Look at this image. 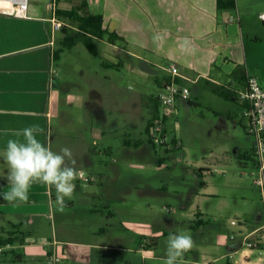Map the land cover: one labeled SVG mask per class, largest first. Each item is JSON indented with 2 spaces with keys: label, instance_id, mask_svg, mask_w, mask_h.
<instances>
[{
  "label": "crops",
  "instance_id": "obj_1",
  "mask_svg": "<svg viewBox=\"0 0 264 264\" xmlns=\"http://www.w3.org/2000/svg\"><path fill=\"white\" fill-rule=\"evenodd\" d=\"M227 1L232 6H219V0H29L26 16L18 14L14 9L0 6V192L10 190L6 179L8 166L3 159L8 139L16 138V130L37 124L44 129V133L37 138L48 146L53 137L54 117L57 120L56 134L64 142H69L72 137L70 133L59 128L64 130L78 119L84 118L89 127L81 124V120L77 122L78 131L83 129L85 133L78 134L76 142L80 143L79 150L72 152L76 161L74 167L77 172H83V177H78L86 180L89 185L96 182L104 193L111 190L107 195L111 194L112 198L118 195L115 184L126 186V175L131 173V168L138 167L132 163L133 159L137 163L150 161L148 152L152 150L154 156L149 163L154 162V168L158 171H161L160 168L165 163V160L161 166L156 163L157 159L164 158L162 153L159 155V151L157 153L150 148L147 136L145 140L127 138V135L136 132L137 127L144 122L146 129L151 119L158 116V96L150 99L148 103V96L147 100L143 99L140 92L144 90L141 89L139 93L131 95L139 101L137 105L136 101L130 103L126 98L123 102L120 99L118 101L115 95H107L98 85L91 83L88 92L81 96L70 92L69 83L65 84V88L57 86L53 52L56 50L55 39L58 44L61 37H57V31H52L51 20H58L56 15L62 16L58 11L69 12L77 9L80 10L79 13L99 15L103 20V28L122 39L107 42V37L104 36L99 40L112 48L109 49L111 54L100 50L94 42L95 54L86 49L97 69L94 74L103 72L107 78L110 70L114 75L119 69L118 71L126 73L124 77H139L142 72L150 74L156 84L158 83L157 87L164 91L171 79L160 78V75L163 72L168 73L169 67L175 66L178 76L174 78V82L179 86L186 87L185 83H196L199 79L222 86L221 82L228 79L227 83H233L235 88L222 86L223 90L243 105L238 93L244 90L246 78L251 75L249 71L252 61L258 57V50L254 46L260 35H264V25L259 19V14L264 11V0H225V3ZM115 50L118 52L117 56L114 55ZM133 64H137V67ZM227 83L224 82L223 85ZM106 101L109 103L108 107L105 105ZM118 103H121V108L114 112L112 107ZM126 104L130 105L129 109ZM142 104L148 116H143ZM74 105L81 109L77 115L69 111ZM175 111L178 112L176 105ZM127 115L130 121L125 122L126 132L121 131L124 135L121 154L114 157L111 140L119 131V118L126 121ZM132 117L135 118V123L132 122ZM141 128L143 131L144 127ZM138 142L139 146L133 148L132 145ZM100 154L109 157V160H98ZM97 162L102 163L104 169H97ZM84 196V192L76 185L73 198L66 199L65 204L74 207L88 203V199H96V196ZM55 197L54 187L34 184L29 192L31 209L28 211L21 208L24 203H9L0 197V208L6 205L10 209L11 217H14L5 218L0 211V238L17 239L9 247H3L0 264H34V256L40 257L47 264V257L52 254L60 259L65 257L69 263L81 264L86 263L85 256L79 253L80 250L77 252L80 257L73 254L72 247L91 249L94 253L101 250L109 254L115 249L114 246L96 242L84 244L59 240L57 235L52 242H44L38 246L33 244L31 239L44 215L41 207L47 206L52 210ZM260 201L261 210H257L252 221L246 222L244 229L240 226V234H249L262 225L261 197ZM52 231L54 235V230ZM240 239L231 240L233 243L226 248V257L239 253L240 264L264 262V257L261 256L255 262L245 260L258 250L242 247ZM17 244L21 251L14 249ZM93 261L99 263L97 259ZM216 261L213 258L204 264H215ZM102 263L106 264L104 261Z\"/></svg>",
  "mask_w": 264,
  "mask_h": 264
},
{
  "label": "rangeland",
  "instance_id": "obj_2",
  "mask_svg": "<svg viewBox=\"0 0 264 264\" xmlns=\"http://www.w3.org/2000/svg\"><path fill=\"white\" fill-rule=\"evenodd\" d=\"M0 6L7 9L12 7L6 2H0ZM56 17L60 23L62 22L61 29L57 31L58 38L64 37L63 31L69 34L78 31L77 23L63 16L61 18L56 15ZM56 41L57 39L54 44L57 49L59 45ZM92 41L100 50L110 53L109 49L112 48H108L105 43L96 39ZM256 42L254 49L258 50V57L252 61L253 63L251 62L249 74L257 77L259 82L264 84L263 33ZM113 52L117 56V50ZM54 68L57 72L55 77L57 86L65 88V84L69 83L70 92L77 96L86 94L90 83L98 85L107 95H115L118 101L120 99L123 102L126 98L130 103L136 101L137 105L139 101L131 95L139 93L141 89L144 90L140 92L143 99L147 100L146 96H148V103L150 99L163 92L157 87L158 83L156 84L150 74L140 72L139 77L133 75L124 77L126 73L122 70L118 71L119 69L114 75L110 70L107 78L104 77L106 75L103 72L94 74L97 69L92 63V58L86 48L79 43L61 52L55 60ZM95 76L99 77L92 78ZM167 77H170L167 72L160 75V78ZM227 80L221 82L222 86L234 89L233 83L231 85ZM224 82L227 84L223 85ZM139 85L142 87L140 88ZM185 86L189 90L188 103L176 99L177 113H169L165 116L158 102L159 114L151 121L150 118L148 119L150 122L147 129L144 122L137 127L136 132L127 135L131 140H145L148 129L155 119L160 116L165 117L162 126L167 137V147L165 145L157 147L153 142L155 151L157 153L159 151V155L162 153V158L165 160L160 168L161 171L154 168V162L149 163L154 156L152 150L148 152L150 161L137 163L136 159H133L132 163L138 167L131 168V173L126 175V179L128 178L126 186L115 184L117 186L115 189L118 190L115 198H112L111 194L107 195L111 190L104 193L96 182L89 185L86 180L77 177L74 183L84 192V197L96 196V199L94 201L88 199V203H83L85 205L74 207L66 205L63 210H60L56 204H53L52 210L47 206L41 207L44 215L31 239L33 244L38 246L44 242H52L57 235L59 240L84 242V244L96 242L115 247L110 254L101 250L94 253L91 249L72 247L73 254L80 257L79 253H81L85 256L86 263L81 264H97L93 261L96 259L99 261L98 264H103V261L106 264H164L169 234L185 233L192 236L194 244L193 248L184 254L183 264H204L205 261L213 258L217 260L215 264H240L239 253L229 254L232 255L231 258L226 257L225 254L226 248L231 247L235 239H240L241 235H244L240 234V226L231 225L230 222L241 221L244 229L246 222L252 221L257 210L262 208L259 189L250 176L254 172L253 162L244 158L250 156L254 148V140L246 132L247 120L242 116V105L234 99H225L219 94L224 87L206 79H199L196 83H185ZM108 104L106 101L107 107ZM129 104H126L127 109L130 107ZM118 108H121V103L112 107V110L117 112ZM69 109L74 115L81 111L76 105ZM146 111L142 104L143 116H148ZM125 117L126 121L119 118V131L111 140L114 157H119L121 154L124 138L121 131L127 129L125 122L130 121L128 115ZM134 119L132 117L133 123L136 122ZM79 120L81 118L75 124L64 128L65 131L62 127L59 128L63 132L70 133L72 137L69 142H64L56 134L57 120L54 117L53 137L48 147L57 153L65 147L72 152L79 150L80 143L76 142L78 134L85 133L83 129L78 131ZM81 124L89 127L85 124L84 118ZM141 126L144 127V132ZM174 137L179 140L180 148H173L171 140ZM97 159L106 162L109 157L100 154ZM101 165L102 163L97 162L96 168L104 169ZM198 169H203V173H197ZM199 180H202L204 188L198 186ZM29 202H31L30 198L21 208L30 210ZM0 211L3 213L1 216L14 219L6 205L1 207ZM231 236L234 237L233 241L230 239ZM18 248V244L15 245L14 249L21 251ZM79 250L80 252L77 253ZM258 256L264 257V251H255L245 260L255 262L260 258ZM60 260L61 262L57 264H72L65 257ZM32 261L34 264H46L37 256H34Z\"/></svg>",
  "mask_w": 264,
  "mask_h": 264
},
{
  "label": "clouds",
  "instance_id": "obj_3",
  "mask_svg": "<svg viewBox=\"0 0 264 264\" xmlns=\"http://www.w3.org/2000/svg\"><path fill=\"white\" fill-rule=\"evenodd\" d=\"M43 133V128L33 124L16 130V138L8 139L3 159L8 166L6 179L10 190L0 192V197L9 203H24L29 199L31 187L43 184L55 188V204L63 210L65 200L73 198L74 181L84 174L74 167L76 161L69 148H62L57 153L37 138ZM193 244L189 234L170 233L164 264H183L184 254L193 248Z\"/></svg>",
  "mask_w": 264,
  "mask_h": 264
},
{
  "label": "built area",
  "instance_id": "obj_4",
  "mask_svg": "<svg viewBox=\"0 0 264 264\" xmlns=\"http://www.w3.org/2000/svg\"><path fill=\"white\" fill-rule=\"evenodd\" d=\"M14 9L18 14L26 16L28 8V0H4ZM259 19L264 25V11L259 14ZM52 31L56 32L61 29V23L55 18L52 20ZM170 74V82L164 87L163 93L157 97L158 102L162 107V112L165 116L169 113L175 112L176 99L187 100L189 96V90L186 87H181L174 82V78L178 76V70L175 66H171L168 69ZM239 100L243 103L242 116L247 120L246 131L248 135L254 140V156L257 161L254 167V172L250 174L252 182L259 189V194L263 202L262 216L263 223L261 226L250 232L249 234L241 235L240 244L242 247L249 250H264V86L259 82L257 77L248 75L245 81L244 90L238 93ZM175 115V114H174ZM165 119L161 116L155 119V122L151 124L148 129V138L153 143L157 144V147L164 145L167 141V137L164 133L162 126V120ZM175 138V137H174ZM176 139V147L181 146L179 140ZM231 225L242 226L241 221L230 222ZM234 240V237H230ZM9 247L10 245H6ZM5 247V246H4ZM3 247H0V253H2ZM231 258V255H228ZM60 262V257L52 254L47 257V264H57Z\"/></svg>",
  "mask_w": 264,
  "mask_h": 264
},
{
  "label": "trees",
  "instance_id": "obj_5",
  "mask_svg": "<svg viewBox=\"0 0 264 264\" xmlns=\"http://www.w3.org/2000/svg\"><path fill=\"white\" fill-rule=\"evenodd\" d=\"M227 6L230 7L232 6V3L230 1H227L225 3V0H219V6ZM80 10H75L72 9L69 12L65 11H58L59 14L62 16L66 17L70 21H73L77 23L78 31L75 33L69 34L67 31H63L64 37L58 41L59 47L53 52V58L56 60L58 56L60 55L61 52L64 50L70 49L71 47L75 46L78 43H82L85 48L92 54L96 53V48L93 44L92 39L96 40H101L104 36L107 37L106 41L107 42H113L114 40H122L117 37L114 33L108 32L105 28L102 26V17L99 15H90L86 13H79ZM170 78V77H169ZM168 83V82H167ZM227 92L222 90L219 94L222 95L223 97L227 99H232L230 94H226ZM185 102L188 103V100H185ZM244 106V105H242ZM147 129V128H146ZM247 132V131H246ZM248 134V133H247ZM148 144L151 149L155 151L154 144L150 141V139L147 137ZM171 143L174 145L173 148H176V139H172ZM138 143H135L132 145L133 148H137L139 145ZM165 147H167V144H164ZM180 148V147H179ZM156 152V151H155ZM240 158V155L238 156ZM246 160H251L253 162V167L256 166L257 161L254 156V148H252V152L250 156L248 155L247 157H244ZM164 159H157L156 163L157 164H162ZM254 170V169H253ZM203 169H198L197 173H203ZM200 174V178H201ZM198 186L200 188L204 187V184L202 180L198 181ZM16 238L12 237H7L5 239L0 238V247H4L6 245H12L14 241H16ZM22 242V241H20Z\"/></svg>",
  "mask_w": 264,
  "mask_h": 264
},
{
  "label": "bare ground",
  "instance_id": "obj_6",
  "mask_svg": "<svg viewBox=\"0 0 264 264\" xmlns=\"http://www.w3.org/2000/svg\"><path fill=\"white\" fill-rule=\"evenodd\" d=\"M0 1H4V0H0ZM4 2H6V1H4Z\"/></svg>",
  "mask_w": 264,
  "mask_h": 264
},
{
  "label": "flooded vegetation",
  "instance_id": "obj_7",
  "mask_svg": "<svg viewBox=\"0 0 264 264\" xmlns=\"http://www.w3.org/2000/svg\"><path fill=\"white\" fill-rule=\"evenodd\" d=\"M148 125H149V124H148ZM148 125H147V126H148Z\"/></svg>",
  "mask_w": 264,
  "mask_h": 264
}]
</instances>
